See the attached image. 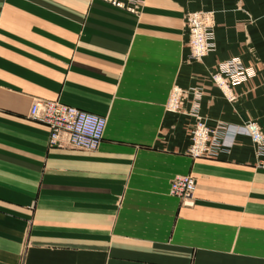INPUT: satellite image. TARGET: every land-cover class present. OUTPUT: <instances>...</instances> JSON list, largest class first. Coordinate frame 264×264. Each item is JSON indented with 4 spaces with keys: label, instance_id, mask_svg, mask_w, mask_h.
<instances>
[{
    "label": "crops",
    "instance_id": "1",
    "mask_svg": "<svg viewBox=\"0 0 264 264\" xmlns=\"http://www.w3.org/2000/svg\"><path fill=\"white\" fill-rule=\"evenodd\" d=\"M144 0L132 13L106 0H0V264H264V168L239 133L217 157L188 153L190 95L201 114L264 129V0ZM218 12L217 49L189 59L184 15ZM251 38V42L247 38ZM242 56L258 73L230 99L217 60ZM37 97L107 117L95 149L49 144L28 115ZM264 131V130H263ZM228 136V140H232ZM192 173L195 200L170 193Z\"/></svg>",
    "mask_w": 264,
    "mask_h": 264
},
{
    "label": "built area",
    "instance_id": "2",
    "mask_svg": "<svg viewBox=\"0 0 264 264\" xmlns=\"http://www.w3.org/2000/svg\"><path fill=\"white\" fill-rule=\"evenodd\" d=\"M117 7L132 13L141 12L144 0H107ZM189 32L187 58L202 59L203 55L217 47L215 21L212 11L204 9L189 10L185 15ZM258 73L253 64H247L236 55L219 60L212 78L216 84L227 91L230 99L236 97L233 86L243 83ZM227 88V90L225 89ZM190 95L191 104L187 112L194 117L190 127L191 143L188 153L193 157H217L222 151L233 145L237 134H248L255 145L257 164L264 166V133L256 119H247L242 126L218 121L210 125L201 114V101L204 89L200 85L185 88L175 85L169 95L167 109L181 111L185 97ZM30 118L45 123L49 127V144L52 146H71L82 149H95L105 135L107 117L97 112L68 104L58 98L37 97L29 106ZM232 140H228V136ZM196 178L192 173L176 175L171 181V192L177 195L183 204L195 200Z\"/></svg>",
    "mask_w": 264,
    "mask_h": 264
},
{
    "label": "rangeland",
    "instance_id": "3",
    "mask_svg": "<svg viewBox=\"0 0 264 264\" xmlns=\"http://www.w3.org/2000/svg\"><path fill=\"white\" fill-rule=\"evenodd\" d=\"M107 1V0H106ZM109 2V1H108ZM238 2V7L239 8H242V9H244L245 11H247L244 7H243V0H238L237 1ZM199 9H204V10H206V11H212V13H213V18H214V21H215V32H216V34H217V23H218V11L215 9V8H212V7H208V6H205L204 4H203V2L201 3V6H199ZM189 10H191V9H188L187 11H189ZM247 12H249V11H247ZM186 13L187 12H185V15H186ZM185 15H184V24H185V31L187 32V28H186V21H185ZM188 33V32H187ZM188 37H189V35H188ZM247 41L248 42H251V38L250 37H248L247 38ZM216 42H217V39H216ZM217 45H218V43H217ZM216 49H217V47H216ZM215 49V50H216ZM249 50H250V52H251V59H253L254 60V62H257L258 64L260 63V65H262V63L264 64V58L261 56V55H259L258 54V52H257V50H256V48L254 47V46H252V48H249ZM212 52V51H211ZM209 54V53H208ZM207 54V55H208ZM206 55V56H207ZM205 57V56H204ZM203 57V58H204ZM234 57V56H233ZM242 57V56H241ZM202 58V59H203ZM229 58H231V57H229ZM243 58V57H242ZM201 59V60H202ZM226 59V58H225ZM218 61L219 60H217V62H216V64L218 63ZM218 121H221V120H218ZM217 121V122H218ZM261 127H262V125H261ZM262 129H263V127H262ZM264 130V129H263ZM254 149H256L255 148V146H254ZM202 157H209V156H202ZM261 167H263V166H261ZM264 168V167H263Z\"/></svg>",
    "mask_w": 264,
    "mask_h": 264
},
{
    "label": "bare ground",
    "instance_id": "4",
    "mask_svg": "<svg viewBox=\"0 0 264 264\" xmlns=\"http://www.w3.org/2000/svg\"><path fill=\"white\" fill-rule=\"evenodd\" d=\"M186 28H187V26H186ZM187 32H188V28H187ZM188 35H190L189 34V32H188ZM190 37V36H189ZM208 54V53H207ZM206 54V55H207ZM206 55H203L202 56V58L204 57V56H206ZM241 57V56H240ZM242 58V57H241ZM243 59V58H242ZM221 88V87H220ZM226 90H227V88H225ZM221 90L223 91V93L227 96V91H225L223 88H221ZM170 111V110H169ZM175 112V111H174ZM206 121L208 122V119L206 118ZM257 122H258V120H256ZM224 122V121H223ZM261 125V124H260ZM262 128V127H261ZM262 131H263V129H262ZM263 133H264V131H263ZM248 135V134H247ZM250 138H251V136L250 135H248ZM251 140H252V138H251ZM253 143V142H252ZM253 145H254V143H253ZM255 146V145H254ZM58 147H61V146H58ZM256 151H257V149H255V153H256ZM264 167V166H263ZM196 178V177H195ZM196 182H197V179H196ZM196 190H197V188H196ZM170 193L171 194H173L172 192H171V185H170ZM195 193H196V191H195ZM173 195H175V194H173Z\"/></svg>",
    "mask_w": 264,
    "mask_h": 264
}]
</instances>
